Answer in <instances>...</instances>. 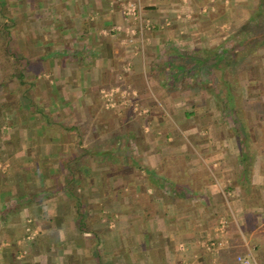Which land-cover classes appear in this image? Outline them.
Listing matches in <instances>:
<instances>
[{
	"label": "crops",
	"instance_id": "1",
	"mask_svg": "<svg viewBox=\"0 0 264 264\" xmlns=\"http://www.w3.org/2000/svg\"><path fill=\"white\" fill-rule=\"evenodd\" d=\"M232 1L8 0L29 92L0 101V264H264V64L235 118L168 75L253 10Z\"/></svg>",
	"mask_w": 264,
	"mask_h": 264
},
{
	"label": "trees",
	"instance_id": "2",
	"mask_svg": "<svg viewBox=\"0 0 264 264\" xmlns=\"http://www.w3.org/2000/svg\"><path fill=\"white\" fill-rule=\"evenodd\" d=\"M209 6L218 7V10L209 11L210 17L216 18L220 14L215 13L216 10L219 11V3ZM10 28L11 18L4 13L0 2V49L4 58L3 66L9 67V72L3 68V83L16 79L22 85L27 63L24 58H19L16 53L11 52ZM227 41H230L228 46L225 45ZM263 41L264 0H255L249 17L220 46L191 50L192 52L187 49L178 50L181 52L176 53L177 57L173 58L177 61L176 66H173V73L168 75L173 82L179 84L188 83L190 80L191 85L194 83L199 92H208L213 98L224 95L226 100L223 110L233 117L241 116V90L235 82V77L238 76L237 68L243 63L251 65L253 58L255 59V50ZM236 124L241 126L240 122L236 121Z\"/></svg>",
	"mask_w": 264,
	"mask_h": 264
},
{
	"label": "rangeland",
	"instance_id": "3",
	"mask_svg": "<svg viewBox=\"0 0 264 264\" xmlns=\"http://www.w3.org/2000/svg\"><path fill=\"white\" fill-rule=\"evenodd\" d=\"M3 1V0H2ZM1 0H0V2H1V4H2V6H3V9H4V13H6L7 14V16H9V17H11V11H10V7H9V4H8V0L7 1H3L2 2ZM250 1L252 2V1H255V0H237V1H232V5H231V7H232V13H235L237 16H238V18L237 19H241L242 18V16L240 15L241 13V9H240V4L241 3H243V8L245 9V7L247 6V7H249V8H251V6H250ZM215 3V1L213 2V3H211V4H214ZM229 5H230V3H228ZM246 5V6H245ZM242 8V9H243ZM205 12H203V13H205L206 15L209 13V11L208 10H210V9H212L210 6H207V7H205ZM208 11V12H207ZM251 11H252V9L248 12V14L246 15V17H244L243 19H241L242 20V23L249 17V15H250V13H251ZM224 12V9L222 10L221 9V6L219 7V11H216L215 13H216V15L218 14V13H223ZM202 14V13H201ZM218 16V15H217ZM241 16V17H240ZM202 20H205V18H203ZM240 26V21H238V22H236L235 24H234V22L232 23H229V25H228V27L226 28L225 27V29H228L227 31H226V33H227V39H228V37L232 34V33H234V32H236L237 30H238V27ZM12 28V27H11ZM11 28H10V31H11ZM224 29V28H223ZM196 33H198L197 31H196ZM225 33V34H226ZM194 42H191V43H189L187 46H186V44L184 45V46H182L183 44H184V42L182 41V42H179L177 45H178V48L180 47H182V49L184 48V49H187V50H197V49H203V48H211V47H218V44L216 43V44H213V45H211V44H209V43H201L200 42V39H195V40H193ZM199 41V42H198ZM229 43H230V41H227L226 43H225V45L226 46H228L229 45ZM20 46V43H18V40H16V41H13V40H11L10 41V49H11V52H13V53H15V49H16V46ZM24 47V46H23ZM178 48H176V49H178ZM256 52H255V59L253 58V62L252 63H254V64H252L251 63V65H246L247 63H243V64H241L238 68H237V71H238V74H240L241 73V75L242 76H244V77H249L250 76V74L252 73V72H254V69H256V68H258L259 66H261V65H263L264 64V41L262 42V44H260V46L258 47V49H256L255 50ZM3 53H2V51H1V49H0V81L2 80V82H0L1 84H0V101H4V102H7V104H9V105H12V106H14V107H17V103H16V99L17 98H20V97H22V95H23V97H26V91H27V84H26V81H27V79H26V76H25V79H24V83L21 85V84H19L18 82H17V80L16 79H14L13 81H8V82H5V83H3V77H4V72L3 71H5V70H9V67L7 68V65L6 66H3L4 65V58L2 57L3 55H2ZM251 66V67H250ZM3 68H5V70L3 69ZM7 68V69H6ZM9 72V71H8ZM35 73H36V71H35ZM25 75H26V72H25ZM243 81H245V79H243ZM256 88V92H258L259 94H257V93H252V97H251V99H253V98H255V99H259L260 101H261V105H253V106H250V108L251 109H253V111L251 110V109H249L251 112H258V114H264V89H259V87H258V85L255 87ZM20 89V90H19ZM21 91V92H20ZM28 92L29 91H27V94H28ZM34 92L35 91H33V95H34ZM23 93V94H22ZM31 93H29V95H30ZM223 101H225L226 100V98L224 97V95L223 96H221L220 97ZM20 101H22L21 99H20ZM23 104L24 105H26L27 103L25 102V101H23ZM20 107V109L22 110L23 108L21 107V106H19ZM24 108H26V107H24ZM2 109L4 110L5 108H3L2 107ZM2 109H1V111H2ZM15 109V108H14ZM249 111V112H250ZM38 112L39 113H41L42 112V108L40 107L39 109H38ZM254 114H256V113H254ZM18 117H20L21 118V120L22 119H25V117H26V113H25V111L23 110V112H21V114H18ZM8 119V118H7ZM5 120V122H4V125H3V127H4V130H6L8 133H10V131H11V128L12 127H10L8 124H7V122H8V120ZM22 123V122H21ZM24 124H31V123H24ZM26 128V127H25ZM29 128H32L31 126L29 127Z\"/></svg>",
	"mask_w": 264,
	"mask_h": 264
},
{
	"label": "built area",
	"instance_id": "4",
	"mask_svg": "<svg viewBox=\"0 0 264 264\" xmlns=\"http://www.w3.org/2000/svg\"><path fill=\"white\" fill-rule=\"evenodd\" d=\"M124 12H125V14L127 16L136 17L134 5H131V4L126 5V7L124 9ZM113 92L114 91H111V92L104 91L103 92V97H104L105 100L108 101V103H111L113 98H114V96H115ZM131 92L124 91L121 94L126 98L127 96H129V94L131 95ZM236 261H237L238 264H255L254 260L251 257H248V256H239V257H237Z\"/></svg>",
	"mask_w": 264,
	"mask_h": 264
}]
</instances>
